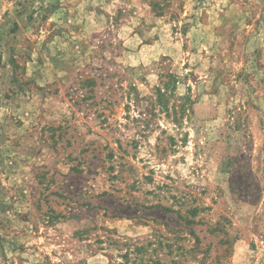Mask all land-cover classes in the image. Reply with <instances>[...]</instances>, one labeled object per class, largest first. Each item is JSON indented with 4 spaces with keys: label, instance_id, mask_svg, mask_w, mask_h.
Segmentation results:
<instances>
[{
    "label": "rangeland",
    "instance_id": "rangeland-1",
    "mask_svg": "<svg viewBox=\"0 0 264 264\" xmlns=\"http://www.w3.org/2000/svg\"><path fill=\"white\" fill-rule=\"evenodd\" d=\"M0 264H264V0H0Z\"/></svg>",
    "mask_w": 264,
    "mask_h": 264
},
{
    "label": "trees",
    "instance_id": "trees-1",
    "mask_svg": "<svg viewBox=\"0 0 264 264\" xmlns=\"http://www.w3.org/2000/svg\"><path fill=\"white\" fill-rule=\"evenodd\" d=\"M162 96V95H161Z\"/></svg>",
    "mask_w": 264,
    "mask_h": 264
}]
</instances>
